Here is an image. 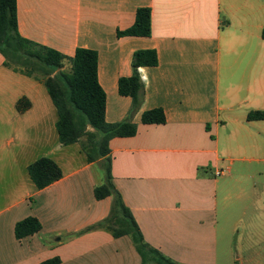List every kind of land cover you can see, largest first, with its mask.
Here are the masks:
<instances>
[{
    "label": "crops",
    "instance_id": "1",
    "mask_svg": "<svg viewBox=\"0 0 264 264\" xmlns=\"http://www.w3.org/2000/svg\"><path fill=\"white\" fill-rule=\"evenodd\" d=\"M140 8L151 10V36L119 37ZM17 11L24 38L67 57L97 51L109 123L129 116L119 80L132 75L134 53L157 52V66L140 68L137 134L110 141L113 182L151 247L178 264H219L221 191L224 216L240 214L239 261L263 252L264 120L248 116L264 111V0H17ZM4 61L0 54V264H142L132 237L85 231L111 212L113 198L94 194L104 170L79 143H60L43 80ZM154 108L165 124L142 123ZM42 157L63 177L39 190L28 167ZM28 217L42 229L19 240L15 226Z\"/></svg>",
    "mask_w": 264,
    "mask_h": 264
},
{
    "label": "trees",
    "instance_id": "2",
    "mask_svg": "<svg viewBox=\"0 0 264 264\" xmlns=\"http://www.w3.org/2000/svg\"><path fill=\"white\" fill-rule=\"evenodd\" d=\"M152 33L151 10H137L133 26L118 32V36L149 37ZM264 38V30L262 33ZM0 54L6 67L27 77L42 79L58 114L56 123L59 141L68 146L79 143L89 163L100 162L105 174L103 184L94 190L95 198H113L110 215L88 227L85 231L105 229L115 238L132 237L142 258V264H178L151 247L144 239L132 212L126 206L121 192L113 182L110 141L115 137H132L138 125L132 116L145 99V85L140 68L155 67L159 63L155 50L134 53L132 75L119 80V93L132 98V107L126 120L109 123L106 120L107 96L99 83L97 51L79 48L73 57L24 38L19 32L17 0H0ZM70 68L65 70V64ZM249 120H264V111L251 112ZM166 115L161 108L142 114L143 124H165ZM85 139V140H84ZM29 175L41 190L63 177L61 167L51 158L42 157L28 167ZM40 221L28 217L15 226L16 238L22 240L38 234ZM59 258L40 264H59Z\"/></svg>",
    "mask_w": 264,
    "mask_h": 264
},
{
    "label": "rangeland",
    "instance_id": "3",
    "mask_svg": "<svg viewBox=\"0 0 264 264\" xmlns=\"http://www.w3.org/2000/svg\"><path fill=\"white\" fill-rule=\"evenodd\" d=\"M70 66L68 63L65 64V70H69ZM85 140V139H84ZM225 177H222L223 179ZM218 261L219 264H264V243L261 244V247H257L258 250L263 251L258 256H252V260L249 259V255L245 258L242 257V262L238 258V247L237 241L239 235L243 232H237L235 228V222L239 219V213L237 216L234 214L229 217L224 216L223 200L221 191L218 192Z\"/></svg>",
    "mask_w": 264,
    "mask_h": 264
},
{
    "label": "built area",
    "instance_id": "4",
    "mask_svg": "<svg viewBox=\"0 0 264 264\" xmlns=\"http://www.w3.org/2000/svg\"><path fill=\"white\" fill-rule=\"evenodd\" d=\"M224 174V171L223 170H218L216 172V176L219 177V176H222Z\"/></svg>",
    "mask_w": 264,
    "mask_h": 264
}]
</instances>
